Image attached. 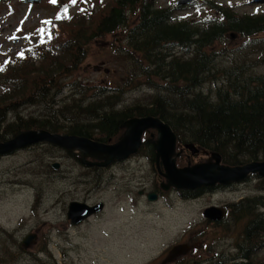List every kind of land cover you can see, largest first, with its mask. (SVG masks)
Segmentation results:
<instances>
[{"label": "trees", "instance_id": "16d2710c", "mask_svg": "<svg viewBox=\"0 0 264 264\" xmlns=\"http://www.w3.org/2000/svg\"><path fill=\"white\" fill-rule=\"evenodd\" d=\"M202 1L193 0L192 5ZM204 1L217 15L197 21L156 6L155 0H96L99 7L80 13L77 18L83 22L72 24L76 27H69L67 34L64 28L55 33L36 28L34 45L0 63V141L41 128L108 143L122 134L127 120L154 116L172 127L178 150L194 143L231 166L264 161V69H259L261 58L252 60L244 50L264 40V9L259 11L264 0H246L256 8L245 13L231 3ZM72 20L76 17L68 20L69 25ZM115 33L124 40L122 51L130 62L125 81L116 86L69 83L65 74L79 69L87 44ZM228 35L241 36L250 45L234 49L233 57V49L224 45ZM47 61L48 68H35L34 75H28L34 68L27 65ZM126 89L145 93L138 102L124 103ZM151 143L147 136L142 150L155 160ZM249 180L264 191V178L256 175ZM206 190L211 189L186 192L192 198ZM262 196L231 205L235 225L245 220L242 241L236 246L243 261L235 264H264V256L257 257L264 246ZM50 242L46 236L31 253L42 264L49 263L38 253L53 259ZM24 249L13 231L0 225V262L19 261Z\"/></svg>", "mask_w": 264, "mask_h": 264}, {"label": "rangeland", "instance_id": "374dc122", "mask_svg": "<svg viewBox=\"0 0 264 264\" xmlns=\"http://www.w3.org/2000/svg\"><path fill=\"white\" fill-rule=\"evenodd\" d=\"M216 1L231 3L240 13L255 10V4H242L244 0ZM202 2L204 3L194 6L189 0H155L156 6L173 8L175 14L192 17L197 21L205 20L210 13L217 15L215 11L210 12V6L204 0ZM260 5L259 11H262L264 3ZM97 6L96 0H75V3L73 0L0 2V62L5 57L34 45L29 43L35 40L31 33L34 26L45 23L49 32L55 33L60 29L63 32L65 29L67 34L69 27H76L72 24L83 22L77 18L80 13L92 9L95 11ZM72 16L76 20L70 21L69 25L68 20ZM65 17L70 19L66 20ZM73 21L75 22L72 23ZM119 34L95 38L88 43L87 56L79 69L71 76L70 73L65 74L69 83L82 80L93 85L115 86L125 81L130 62L122 51L124 40ZM244 44L250 45L238 35H228L224 43L225 47L227 45L233 49V57L234 49L237 50ZM256 45L244 50L252 60L262 59L259 69L263 70L264 40ZM222 46L220 44L219 48ZM49 61L42 65L37 63L39 66L35 67L27 65L28 69L34 68V72L28 75L33 76L35 68H48ZM144 93L143 90L126 89L123 101L138 102L142 99L140 95ZM23 109L22 107L21 110L24 111ZM126 130L124 125L122 134L108 144L118 142ZM145 135L150 137V141L156 142L158 139L155 128L147 130ZM139 153L138 160H131L127 166L123 163L108 169L106 175L97 180L95 185L81 182L79 178L72 181L70 174L77 176L86 169L77 158L59 148L39 144L35 148L27 147L0 157V225L13 231L15 240L19 242L30 233L36 234L35 241L24 247L25 252L19 261L0 264H42L31 253L37 251L38 242L46 236L51 241L53 259L43 253H38V256L49 264H178L183 258L182 264H235L243 261L239 258L236 246L238 241H242L240 239L245 220H237L239 222L235 225L237 217L229 209L226 221H212L203 216V210L212 205L222 207L225 201L228 204L231 200L239 202L242 196L252 198L263 194V198L264 191L256 189L257 182H246L230 193L213 195L212 190H206L199 193V197L187 199L179 193L169 194L171 190L178 191L174 187L163 191L160 184L164 178L158 172L156 160L153 161V168L142 158L145 157L143 150ZM177 161L179 167H187L215 163V156L203 149L197 155L185 149ZM55 162L60 165L57 170L52 167ZM161 167L165 171L162 165ZM155 181L156 185L153 186ZM152 186L154 191L168 196L160 197L155 202L149 201L145 194ZM142 190L146 193H141ZM186 191L183 194H188ZM89 196L93 201L105 203L104 212L98 217H91L80 226L71 225L67 217L70 201ZM185 243L190 245V250L185 255L164 262L173 247ZM262 256L264 246L257 253V257Z\"/></svg>", "mask_w": 264, "mask_h": 264}, {"label": "water", "instance_id": "95a60500", "mask_svg": "<svg viewBox=\"0 0 264 264\" xmlns=\"http://www.w3.org/2000/svg\"><path fill=\"white\" fill-rule=\"evenodd\" d=\"M40 0H29V2ZM124 125L127 127L122 138L113 144L103 143L86 136L52 133L48 130H27L21 132L17 136L0 141V156L14 153L30 145L39 142H49L60 146L67 150H78L82 159L91 165H110L117 160H123L136 154L141 145L144 133L155 128L158 131V139L154 142L156 150L157 164L160 167L162 163L165 171L162 175L168 180L167 184H163L165 189L175 186L178 189L195 190L199 187H214L216 184H229L231 182H240L247 179L252 174L264 176V161H253L244 165L228 166L221 164L220 155H216L215 163L197 164L194 166L178 167L177 157L181 151L176 152L177 136L172 127L162 119L154 116L134 117L127 120ZM193 155L200 152L194 143L186 144ZM87 157L107 159L104 162H89ZM57 167L58 165L55 164ZM157 193L148 194L150 201H156ZM104 203H98L90 206L86 203L73 201L69 204L68 219L73 225H79L89 216L103 209ZM204 215L215 221L222 220L225 216L224 210L215 206L205 210ZM36 239V234L27 235L22 244L28 247ZM190 250L187 244L175 246L166 261H173L179 256L186 254Z\"/></svg>", "mask_w": 264, "mask_h": 264}, {"label": "flooded vegetation", "instance_id": "af4514ba", "mask_svg": "<svg viewBox=\"0 0 264 264\" xmlns=\"http://www.w3.org/2000/svg\"><path fill=\"white\" fill-rule=\"evenodd\" d=\"M151 140V139H150ZM150 142H152L151 144L153 145V148H154V150H155V147H154V142L155 141H150ZM39 144H36V145H33V146H30V147H28V148H35V147H37ZM43 145H45V146H50V147H52L53 149H55V148H59V149H61L62 150V152H65V153H67L68 155H70L71 157H74V158H77L78 159V161L80 162V163H82L83 165V168L84 169H86L85 171H82V174H80V175H77V176H75V174L73 173V175L72 174H70V178L72 179L73 178V180L72 181H74V180H76L77 178H79V179H81L82 181L81 182H84V183H91V184H93V185H95L94 183L97 181V180H100V179H102V176H105L106 175V172H107V170L108 169H111V168H113V167H115L116 165H122L123 163L125 164L126 163V166H127V164L131 161V160H133V159H137L138 160V155L140 154H136V155H134V156H131V157H129V158H127V159H124V160H118V161H115V162H113V163H111L110 165H99V164H95V165H91V164H87L83 159H82V157H81V155L79 154V152L77 151V150H65V149H62V148H60V147H55V146H52V145H49V144H46V143H40V146H43ZM142 146H143V144H142ZM142 150V147H141V149H140V151ZM155 152H156V150H155ZM155 155H156V153H155ZM138 157V158H137ZM142 158H144V160L145 161H147V162H149V164H150V166L152 167L153 166V168H154V164H153V161H154V159L151 157V155L148 153L147 155H145V157H142ZM89 162H95V163H99V162H104V161H106L107 159H105V158H102V159H97V158H92V157H87L86 158ZM155 160L157 161V156H156V158H155ZM162 165V164H161ZM163 166V165H162ZM52 167H53V169H55V170H57V169H59L60 168V165L58 166V167H54V163L52 164ZM154 170V169H153ZM163 170V169H162ZM158 171H159V173L161 174L160 176H162L163 178H164V176L162 175V173L160 172V170L158 169ZM76 172V171H75ZM71 173V172H70ZM96 178H98V179H96ZM165 181H167V180H165V178H164V181H162L161 182V184H160V186H162L163 184H165L166 182ZM168 182V181H167ZM156 185V181H155V184L153 185V186H155ZM153 186H152V188L150 189V191H154V188H153ZM230 187H231V185H229ZM170 189H172V186L169 188V190ZM142 192H143V194H145L146 192H145V190H142ZM149 192V191H148ZM156 192V191H155ZM172 192H174L175 194H182V195H185V193L183 194V191H175V190H171L170 192H169V194L170 193H172ZM158 193V192H157ZM146 195V194H145ZM158 196H160V194L158 193ZM91 198L92 197H80V198H78V199H72L70 202H72V201H78V202H82V203H86V204H89V205H96V204H98V203H100V202H102V201H93V200H91ZM102 212H104V211H102ZM101 212V213H102ZM101 213H99V214H96L95 216L96 217H98ZM95 216H93V217H95Z\"/></svg>", "mask_w": 264, "mask_h": 264}, {"label": "snow or ice", "instance_id": "6c2138e0", "mask_svg": "<svg viewBox=\"0 0 264 264\" xmlns=\"http://www.w3.org/2000/svg\"><path fill=\"white\" fill-rule=\"evenodd\" d=\"M53 2H55V0H53ZM73 3H75V0H73ZM46 23H48V22H46Z\"/></svg>", "mask_w": 264, "mask_h": 264}]
</instances>
